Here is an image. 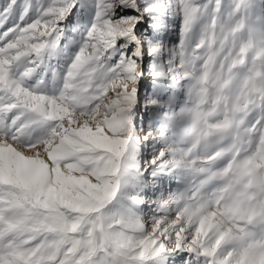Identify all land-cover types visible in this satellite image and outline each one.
Segmentation results:
<instances>
[{"label": "snow or ice", "instance_id": "obj_1", "mask_svg": "<svg viewBox=\"0 0 264 264\" xmlns=\"http://www.w3.org/2000/svg\"><path fill=\"white\" fill-rule=\"evenodd\" d=\"M0 264H264V0H0Z\"/></svg>", "mask_w": 264, "mask_h": 264}]
</instances>
